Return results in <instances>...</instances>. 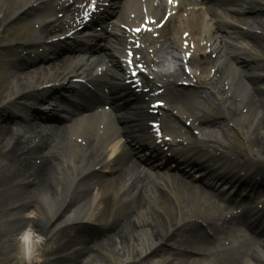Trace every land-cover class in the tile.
<instances>
[{"label": "bare ground", "instance_id": "6f19581e", "mask_svg": "<svg viewBox=\"0 0 264 264\" xmlns=\"http://www.w3.org/2000/svg\"><path fill=\"white\" fill-rule=\"evenodd\" d=\"M138 1L131 0L129 9H136ZM178 1L179 10L190 14V22L196 21L197 29L193 30L205 33L207 40L213 42V50L219 53L212 68L220 67L214 77L223 89L216 95L233 110L229 111V118L238 124L240 131L251 134L252 137L248 138L251 139L250 145L254 149L264 152V118L260 116L264 111V91L253 87L249 82L253 78L249 70L235 74L231 67L233 63L222 57V51L218 48L227 44L225 35L233 32V36L244 34L224 23L211 24L207 19L214 18L213 14L208 17L206 12L195 13L191 3ZM45 2L47 0H0V31L7 24L3 19L12 16L11 24L25 21L23 26L20 25L22 31H29L32 25H37V29L32 31L30 41L39 44L43 52L50 51L51 39L58 36L55 35V30L59 21L49 13ZM258 2V9L264 7V0ZM217 5L216 8L219 9L231 6L227 3ZM213 8L215 7L210 9ZM42 11L45 13H40ZM31 15L33 16L30 17ZM249 22L253 25L252 29L264 31V18L259 19L255 15L251 20L243 21L244 24ZM48 23L50 26L45 27ZM195 37L196 35L192 36L193 41L200 44L201 41ZM257 37L255 42L262 44L264 37ZM253 38L255 39V35ZM253 44L256 43L253 41ZM249 45L244 46L246 54L240 57L241 60H251L253 64L251 67L250 64H244V68H262V53L253 52V48L248 52ZM154 47L155 43L149 46L150 49ZM53 57L56 58L54 54ZM42 60L48 59L42 57L40 61ZM204 62L208 63L205 69L209 68L210 61ZM31 64L9 68L8 90L4 89L3 93L15 95V100L8 104L10 107L24 105L27 98L33 97L27 93L35 89L36 97L31 101L37 107H44V102L54 103L55 90L59 84L69 81L77 72L74 68L77 64L71 59H53L47 64L28 69ZM192 74L193 78H203L196 71ZM211 75L210 71L204 78ZM186 81H192L191 76ZM34 103L25 106L27 112L19 115V121L14 120L16 131H13L14 126L7 121L6 115H0V221L6 230L0 234V264H78L84 260L89 264H123L141 259L149 253L153 254L148 258L152 261L151 264H219L218 259H207L203 256L205 243L198 240L196 222L201 217L207 221L206 218L211 216L210 209L216 206L212 202V193H218L207 183L214 179L213 176H207L205 183L195 184V179L185 174H171V166L165 172L153 171L161 166L158 162L152 164L150 173V168L143 170L133 162L132 156H122L118 161L112 160L110 156L118 150L123 140L135 145L136 129H139L142 119L124 114L106 117L111 138L105 143L106 146H102L96 142L89 127L90 122L87 124L86 120H81L67 128L45 124L44 116L48 114L32 106ZM198 105H201L200 101ZM182 108L185 113L193 111L190 116L192 120L198 114L195 105L186 104ZM140 116H144V113L141 112ZM84 119L92 120L93 114ZM190 137L195 139L192 134ZM73 138L81 139L83 147L78 146ZM133 152L136 153V150ZM201 154L208 157V152ZM222 165H226L225 162ZM99 168L103 169L99 174L106 173L99 175L95 171ZM58 216L67 217L66 222L69 219L78 221L77 225H73L76 227L92 220L100 221L105 218L106 223L112 220V226L107 228L111 230L109 242H106L104 232L90 238L93 234L83 228L75 230L73 236H56L54 246L49 249L48 227ZM192 220V223H185ZM99 221L95 224H103ZM62 223L63 221L58 224ZM55 229L59 227L56 226ZM70 230H74L73 227ZM29 231H32L33 236L37 235L42 239L39 245L33 242L32 250H35L32 253L27 252L29 245L25 247L18 242V238H22ZM201 237L206 239L202 235ZM92 239L98 240L93 247L90 245ZM166 239L169 240L167 244L173 248L181 244L180 248L188 249L190 255L166 251L162 246ZM4 244L13 250L10 256L2 252ZM106 244H110L108 247H115L119 252L113 250V255L104 258L95 255ZM259 248L260 258L256 257L250 264H264V239ZM247 255H241V260H246Z\"/></svg>", "mask_w": 264, "mask_h": 264}, {"label": "rangeland", "instance_id": "374dc122", "mask_svg": "<svg viewBox=\"0 0 264 264\" xmlns=\"http://www.w3.org/2000/svg\"><path fill=\"white\" fill-rule=\"evenodd\" d=\"M18 26H19V24H16V25L14 24V25H12L10 27H6V31L3 33V35H6L7 32H8V34H12V35L16 34L18 30H17V28L16 29H14V28L18 27ZM3 35H0V36L2 37ZM5 47H6L5 43H0L1 52L4 51ZM261 47L263 48V51H264V45H261ZM8 100L9 99L5 98V99L1 100V102L3 101V104H4V103L8 102ZM3 104H0V109L3 107ZM9 109L10 110L5 109L4 112H6V113L1 112L0 115L8 114V113H11L13 111L12 107H10ZM6 117H7V120H8L9 116L6 115ZM223 127H225L224 134L221 135L219 133L220 135L215 136V139H220V142H223V145H225V146L230 145V147H233V145H234L233 142H234L235 143V149L233 151H231L232 154L241 155L242 150H243L245 152V155H246L243 158H246V159L248 158V160H251L252 162H253V159L257 160L258 162L264 161V152H257V151H255V149H252V151H250L251 150L250 149L248 151V148H247V145H246L247 144L246 140L248 139L250 133L247 135V134H245L242 131H240V132H235V131L231 132V131H229L230 129H232V130L234 129L233 128L234 125L232 123H227L226 122V124H224ZM227 127L229 128L228 131L226 130ZM238 141H240V143H242L243 146H241V144L238 143ZM3 228H4V226L0 222V232L1 233L5 229V228L4 229ZM54 234H56V232L51 235V242H50L51 244H49V245H51L50 247L54 246V244H53L54 243V239H55L53 237ZM105 238H106V242H109L108 239L110 238V236L106 235ZM20 240L22 242H26L27 241V243H28L27 245H29V247H30V249H29L30 252L32 251L33 242L34 243L35 242L36 243L40 242V240H38L37 238H33L30 233L28 235H26L23 239H20ZM108 245H110V244H106L104 247L103 246L100 247L101 250L97 251L95 253V255H97V256H99L101 258H104V257H108V255H110V254L113 255V253H115V252L118 253L119 252V251H117L118 249L115 250V247H113V248L112 247H108ZM106 246L108 247L107 249H105ZM3 247H4V249H2V252L6 253V255H10L12 253L11 250L7 246L3 245ZM113 250H115V252ZM86 262H87V260H84L82 262H79L78 264H89V263H86ZM108 263H109V261H108Z\"/></svg>", "mask_w": 264, "mask_h": 264}, {"label": "snow or ice", "instance_id": "6c2138e0", "mask_svg": "<svg viewBox=\"0 0 264 264\" xmlns=\"http://www.w3.org/2000/svg\"><path fill=\"white\" fill-rule=\"evenodd\" d=\"M169 2L171 3L172 0H169ZM146 30H149V31H150V29H146ZM137 31H139V29H137ZM129 65H130V66L132 65V62H131V61H129Z\"/></svg>", "mask_w": 264, "mask_h": 264}]
</instances>
